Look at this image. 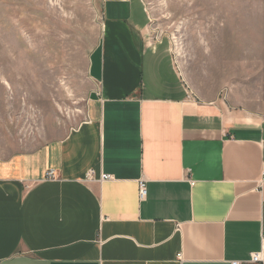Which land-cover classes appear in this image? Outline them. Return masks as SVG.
Segmentation results:
<instances>
[{
  "label": "crops",
  "instance_id": "1",
  "mask_svg": "<svg viewBox=\"0 0 264 264\" xmlns=\"http://www.w3.org/2000/svg\"><path fill=\"white\" fill-rule=\"evenodd\" d=\"M101 4L83 121L0 160V264H252L264 117L193 101L143 1Z\"/></svg>",
  "mask_w": 264,
  "mask_h": 264
},
{
  "label": "rangeland",
  "instance_id": "2",
  "mask_svg": "<svg viewBox=\"0 0 264 264\" xmlns=\"http://www.w3.org/2000/svg\"><path fill=\"white\" fill-rule=\"evenodd\" d=\"M142 1L146 41L168 49L193 101L264 117V0ZM101 7L0 0V160L56 142L83 121Z\"/></svg>",
  "mask_w": 264,
  "mask_h": 264
},
{
  "label": "built area",
  "instance_id": "3",
  "mask_svg": "<svg viewBox=\"0 0 264 264\" xmlns=\"http://www.w3.org/2000/svg\"><path fill=\"white\" fill-rule=\"evenodd\" d=\"M47 177L49 179H54L55 178V174L53 173V171H48L46 173ZM111 176L110 175H101L100 177V181H110L111 180ZM264 182V171L261 174V179H260V184H262ZM192 184V183H191ZM146 195V188H145V184L143 181H140L138 183V197L140 200L144 199ZM178 258H180V255H178ZM249 263L252 264H264V232L261 233L260 236V247L259 250L252 253L249 257ZM231 264H240L238 262H232Z\"/></svg>",
  "mask_w": 264,
  "mask_h": 264
},
{
  "label": "bare ground",
  "instance_id": "4",
  "mask_svg": "<svg viewBox=\"0 0 264 264\" xmlns=\"http://www.w3.org/2000/svg\"><path fill=\"white\" fill-rule=\"evenodd\" d=\"M213 10H214V8H213ZM215 18V17H214ZM214 20V19H213ZM213 22V21H212ZM215 23V22H214Z\"/></svg>",
  "mask_w": 264,
  "mask_h": 264
}]
</instances>
